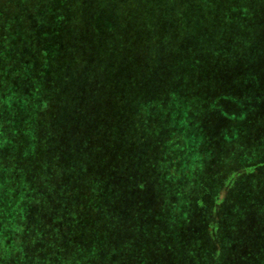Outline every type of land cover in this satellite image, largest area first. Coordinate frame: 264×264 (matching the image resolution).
<instances>
[{
    "label": "trees",
    "instance_id": "obj_1",
    "mask_svg": "<svg viewBox=\"0 0 264 264\" xmlns=\"http://www.w3.org/2000/svg\"><path fill=\"white\" fill-rule=\"evenodd\" d=\"M233 106L261 141L264 0H0V264H166L151 257L166 244L195 264L187 235L222 255L215 223L171 215L164 182ZM196 110L203 137L174 142ZM247 230L219 264H264V231Z\"/></svg>",
    "mask_w": 264,
    "mask_h": 264
},
{
    "label": "rangeland",
    "instance_id": "obj_2",
    "mask_svg": "<svg viewBox=\"0 0 264 264\" xmlns=\"http://www.w3.org/2000/svg\"><path fill=\"white\" fill-rule=\"evenodd\" d=\"M224 101L226 100L222 99V102ZM211 108H215L214 103L210 107L207 106L206 109ZM233 109L232 112L226 110L232 117L231 121L222 116L227 115L222 109L219 110L221 113L216 112L219 115L210 116L211 120L207 118V123L213 128L219 129L213 136L215 141L213 147L211 148L204 141L195 146L194 142L189 140L185 145L191 165L188 164L189 172L185 173L181 179L164 182L168 188L174 191L170 198L171 201H175V207L179 205V208H182L180 202L179 204L177 202L180 196L189 200L185 213L179 208L171 207V215L182 217L187 232L191 233L195 228H198L197 225H200L195 222H199L200 218H205L211 224L215 223L217 234L214 233V237L221 241L218 248L219 254L220 252L223 254L212 258V255L202 253L204 243L197 242V240L192 239L194 236L188 237L187 235V244L180 247V252H182L180 262L183 259L191 261V253L193 255L196 253L198 258L196 262L199 264L202 262L219 264V257L223 255V258L227 257L225 254L228 250L227 245H234V240L243 241L244 238H248L250 231L247 230L248 225L260 226L261 231H264V198H259L264 187V134L262 140L257 141L259 129L255 128L254 131L253 128L247 127L245 131V128H239L238 122L242 124V120H248V118L240 112L237 106H233ZM196 111L193 120H186L182 117L179 119L180 122L177 120L171 124L172 131L177 132L179 136L174 139V142L181 144L180 140L184 142L188 134L192 138L203 137L194 131L200 125V116L202 117L201 113L203 112L202 110ZM177 122L179 126H176ZM256 143H258V147ZM206 146L209 149L208 153ZM197 149L199 150L197 151ZM158 150L157 147V153ZM238 156L244 160L239 162L238 159L236 161L233 159V157ZM212 159H218V162L213 164ZM180 163H183L182 160H175L173 164L179 165ZM251 166H255L252 171H250ZM242 180L244 181L241 182ZM183 190L184 195L182 194ZM218 215H222V217ZM210 227L212 228V226ZM160 230H163L162 226L157 228V231L160 232ZM258 237H261L260 233ZM166 238L163 234L159 240L164 242ZM232 241L233 243L229 244ZM236 246L237 251H241V248ZM174 250L173 245L169 244L155 246V251L151 252V257L153 260H159L157 255L163 254L160 262L176 264ZM214 254L218 255L217 250ZM146 257L148 260H145V257H138L137 259L145 261L144 264H146L149 261V255ZM133 262L134 260L130 259V261L127 260L126 264H133ZM196 262L195 264H197Z\"/></svg>",
    "mask_w": 264,
    "mask_h": 264
}]
</instances>
